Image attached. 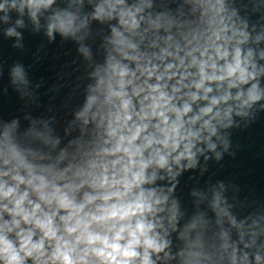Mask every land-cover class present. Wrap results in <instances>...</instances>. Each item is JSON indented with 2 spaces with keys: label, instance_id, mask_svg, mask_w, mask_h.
<instances>
[{
  "label": "clouds",
  "instance_id": "1",
  "mask_svg": "<svg viewBox=\"0 0 264 264\" xmlns=\"http://www.w3.org/2000/svg\"><path fill=\"white\" fill-rule=\"evenodd\" d=\"M25 31L71 41L75 75L67 118L63 71L33 115L42 82L8 68L0 264H264V198L208 175L264 113V0H0L19 52Z\"/></svg>",
  "mask_w": 264,
  "mask_h": 264
}]
</instances>
